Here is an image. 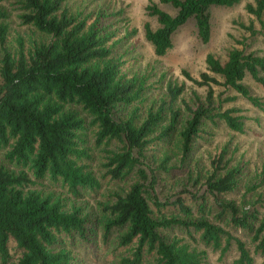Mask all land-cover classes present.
I'll list each match as a JSON object with an SVG mask.
<instances>
[{
    "label": "trees",
    "instance_id": "trees-1",
    "mask_svg": "<svg viewBox=\"0 0 264 264\" xmlns=\"http://www.w3.org/2000/svg\"><path fill=\"white\" fill-rule=\"evenodd\" d=\"M70 1L0 0V264H74L80 244L94 256L119 250L115 264H209V252L230 250L232 264H254L264 256V159L247 174L232 137L246 116L213 86L264 113V56L208 53L197 77L181 70L187 86L129 65L123 41L135 30L122 9ZM239 1L158 0L174 14L149 1L156 26L144 22L143 37L162 56L192 18L206 43L209 8ZM245 11L264 28V0ZM11 17L26 35L11 34ZM167 179L179 191L159 200Z\"/></svg>",
    "mask_w": 264,
    "mask_h": 264
},
{
    "label": "rangeland",
    "instance_id": "rangeland-1",
    "mask_svg": "<svg viewBox=\"0 0 264 264\" xmlns=\"http://www.w3.org/2000/svg\"><path fill=\"white\" fill-rule=\"evenodd\" d=\"M149 1L156 2L162 10L170 14L175 12L170 5L161 4L158 0H71L70 2H72L73 8H83L86 11L96 10L98 7L108 8V11L122 9V16L127 20L129 27L135 30L123 41L124 46H127L129 50V54L125 55L129 65L138 70L150 68L155 76L164 72L165 78L184 80L187 86H190V82L184 79L181 70H186L191 76L197 77L205 69L204 57L208 53L223 60L229 48L243 47L246 51H253L264 56V28H261L256 19L245 11V4L251 0H240L232 6H211L209 8L210 37L206 43L199 40L194 20L189 18L172 34V47L164 55L155 56L151 45L143 37L142 29L144 22H148L151 27L156 26L154 17L147 15L145 11V6ZM11 19V34L14 35L13 30H15L21 35H26L25 29L18 27L14 17ZM261 19L264 21V11ZM249 22H252L254 34H250L241 27V24L247 26ZM122 34L123 29H120L119 35ZM217 79L219 78L217 77ZM248 84L256 95H261L260 90L254 88L255 85L250 80H248ZM213 89L214 94L219 95L220 98L235 96L233 101L225 102L223 105H237L242 108V112L246 116L245 132L232 135V137L233 141L239 145V153L243 156L246 170H248L247 174H249V171L259 167L264 159V113L222 85H215ZM227 137L224 132L223 138H220L219 142ZM202 152H204L203 147L197 151L195 156L201 155ZM199 162L205 163V157H201ZM242 185L236 195L243 191ZM179 188L177 183L174 184L173 179L161 180L155 186V193L159 200H171ZM188 188L191 191L194 190L191 187ZM101 192L99 190L85 197L91 203L93 199L101 198ZM118 252L119 250L113 251L111 248H107L97 251L94 256L88 246L80 244L73 249L76 257L74 264H115ZM235 254L234 250H230L223 256H219L218 252H209L208 262L209 264H232L233 259L236 258ZM254 264H264V256L256 257Z\"/></svg>",
    "mask_w": 264,
    "mask_h": 264
}]
</instances>
